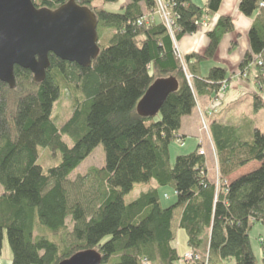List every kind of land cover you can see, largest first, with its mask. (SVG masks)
I'll return each instance as SVG.
<instances>
[{
	"label": "trees",
	"instance_id": "trees-1",
	"mask_svg": "<svg viewBox=\"0 0 264 264\" xmlns=\"http://www.w3.org/2000/svg\"><path fill=\"white\" fill-rule=\"evenodd\" d=\"M67 1L32 0L37 9L48 10ZM74 1L94 12L97 31L111 32L106 46L98 44L90 66L49 55L42 82L18 66L14 88L0 82V255L6 235L11 264H58L85 250L99 253L101 264H179L183 257L173 242L183 229L189 251L199 256L192 263L256 264L249 231L254 223L264 227V132L243 126V118L233 124L212 121L216 178L207 175L198 146L170 163L169 147L181 139L177 132L182 117L191 114L198 98L217 97L230 79L222 66L201 76L199 65L233 31L231 17L220 16L207 32L202 53L188 54L182 62L164 25L151 16L156 0H126L113 11L93 6V0ZM260 1L238 4L245 16L258 12L248 31L250 50L238 68L240 76L252 73L254 83L264 88ZM221 2L205 0L200 6L192 0H166L174 16V40L194 33L202 17L216 13ZM165 78L175 79L176 89L157 113L140 115L138 101L155 80ZM64 91L71 112L57 125L53 105ZM250 95L255 112L264 108L262 95ZM98 144L104 165L69 179ZM43 152L56 155L59 162L44 170ZM253 161L260 165L227 179ZM151 181L150 188L124 201L134 184ZM163 186L175 192V201L166 207L158 194ZM257 240L264 264V236Z\"/></svg>",
	"mask_w": 264,
	"mask_h": 264
},
{
	"label": "rangeland",
	"instance_id": "rangeland-1",
	"mask_svg": "<svg viewBox=\"0 0 264 264\" xmlns=\"http://www.w3.org/2000/svg\"><path fill=\"white\" fill-rule=\"evenodd\" d=\"M126 0H119L118 4L116 3H104V0H93L92 5L95 7H103L107 10H116L120 3L122 4ZM165 5H167L166 0H164ZM198 5H203L204 2H199ZM166 12H168V6L167 9H165ZM257 11L252 13V16L255 15ZM241 14V19H237L236 16H232L233 22H234V28L235 31L232 34L240 33V36L236 38L237 45L229 50L230 44L228 35H224L223 38L220 41V44L217 47V50L215 52V55L208 60L202 61L203 66H207L206 69H204L203 74L205 75L209 68L214 65H224V63H228V75H229V81L227 82V85L225 86V91H222L220 95L217 97H214L212 99H208V103L206 106H202V104H197L195 109V116H196V136L194 138H189L186 141V144L184 145L183 139H179L177 141H173L170 144L169 147V153H170V163L173 165L174 160L176 156L189 153L192 151L196 146L199 147L198 154L202 155L205 159L206 164V170H208L207 175L216 178L217 175V156L213 147L212 139L210 137L209 133V124L214 121L215 119H220L219 121H224V123H228L226 121H236L239 118H243V126H254L259 128L262 132H264V108H261L258 111L253 110L252 105V99H251V93H259L264 97V88L257 86L253 81L252 73L248 76L249 78H245L240 76L239 72V62L241 58L243 57L244 52L246 51V48H249V38H248V30L249 25L247 26V23L243 21V19H250L252 16H245ZM153 17H156V19L162 23V17L160 16L159 11L155 12L154 15H151ZM207 15H204L201 19V22L204 23L206 20ZM200 22V23H201ZM198 26H201L197 24ZM231 33V32H230ZM98 44L100 46H106L108 44L109 37L111 35L110 31L98 29ZM228 41V44H225L226 41ZM178 47V45H176ZM179 50V48H178ZM180 58L183 62L182 54L180 51H178ZM184 57V56H183ZM223 63V64H222ZM184 64V63H183ZM185 66V65H184ZM219 67V66H218ZM186 68V66H185ZM183 68V71L185 73V78L188 83L191 82L192 76L187 71V68ZM202 74V75H203ZM71 112V101L69 98V94L67 92H63L60 96V98L54 103L53 110H52V117L57 123V125H60L63 123L70 115ZM239 118H235V117ZM226 120V121H225ZM237 120L236 122H238ZM192 139L195 142V146L193 149L191 142ZM63 140L69 145H72V141L68 139L67 137H63ZM184 145V147H182ZM202 150V151H201ZM40 161L45 168L48 166L56 165L59 162V158L57 159V156L52 153L43 152L40 154ZM258 161H253L245 164V166L241 167L240 169L236 170L232 173V176L237 177L241 174L247 173L253 169H255ZM55 163V164H54ZM260 163V162H258ZM104 165V151L101 144H98L91 154L69 175V179H73L78 175H84L87 173V171L92 167H102ZM227 177L228 180H231ZM233 178V179H234ZM154 183L151 181L150 183H136L133 185L132 190L124 197V201L126 203L132 201L135 199L140 192L147 190L150 188ZM1 189V186H0ZM158 194L160 198L161 205L166 207L168 205H171L175 201V192L171 187L163 186L159 187ZM67 224H69L67 220ZM259 236H264V227L260 223H254L252 225L251 230L249 231V238L251 242V246L254 252V255L256 257L257 263L256 264H262L261 258L262 254L258 247V240L257 238ZM186 235L183 229H179L176 233V239L173 242V245L175 246L179 256L182 258L184 254H186L189 249L186 243ZM206 260V258H204ZM0 264H11V251L8 245L7 237L4 235L3 244H2V251L0 255ZM179 264H195L192 262H183L180 261ZM221 264H234L233 260L224 261Z\"/></svg>",
	"mask_w": 264,
	"mask_h": 264
},
{
	"label": "water",
	"instance_id": "water-1",
	"mask_svg": "<svg viewBox=\"0 0 264 264\" xmlns=\"http://www.w3.org/2000/svg\"><path fill=\"white\" fill-rule=\"evenodd\" d=\"M99 53L97 19L87 6L69 0L55 10L37 9L32 0H0V82L14 88V67L29 70L40 83L49 67V55L89 67ZM177 83L157 79L136 105L140 115L158 112ZM58 264H101L94 250L80 251Z\"/></svg>",
	"mask_w": 264,
	"mask_h": 264
},
{
	"label": "crops",
	"instance_id": "crops-1",
	"mask_svg": "<svg viewBox=\"0 0 264 264\" xmlns=\"http://www.w3.org/2000/svg\"><path fill=\"white\" fill-rule=\"evenodd\" d=\"M192 1L195 4H197V5L200 4L199 3L200 1L201 2H205V0H192ZM239 1L240 0H222L219 10L216 13L208 14L207 16H205L206 17L205 22L201 26H198L197 30L194 33L186 34L183 37H181L180 40L177 42V45H178L179 51L182 54V58H183V56H186L188 54L202 53V51L205 49V47H206V45L208 43L207 32L210 31L214 27L215 23L217 22V20H218V18L220 16H229L232 19V16L234 15V16H236V18L238 20L241 19V14H239V9H238ZM200 6H202V5H200ZM257 15H258V12L255 15H253V16L251 15L252 18H250L249 20L248 19L247 20L243 19V21L245 23H247V26L249 24L251 25V23L253 22V20L255 19V17ZM232 22H233V19H232ZM250 25H249V27H250ZM233 26H234V22H233ZM234 31H235V28L233 29V31L231 33H227V35H228L227 37L229 39V42H230V44H232L230 46L229 50H231L232 48H234L237 45L236 38L238 36H240V33L232 34V33H234ZM224 41H226L225 44H228L227 40H224ZM249 50H250V45H249L248 49L246 48L245 52H247ZM245 52H244V54H245ZM244 54H243V56H244ZM214 66H222V67H225L227 69L228 68V63H224V65H214ZM206 67L207 66H203L202 65V62L200 63V65H199V73H200L201 76L207 75L208 72L205 75L203 74L204 69H206ZM211 67H213V66H211ZM183 68H185V66ZM227 71H228V69H227ZM227 74H228V72H227ZM197 103L202 104V106H206V104L208 103V98L207 97L198 98ZM239 117H241V116H239ZM239 117L237 116L235 118H239ZM241 119H242V117L237 119V120H241ZM215 120H217V119H215ZM219 120L220 119H218L217 121H219ZM236 121H233V122L226 121V122H228L226 124L237 123ZM220 122L224 123V121H220ZM193 124L197 125L196 116H195V109L192 110L191 114L182 117L181 122H180V128H179V130L177 132V135L180 136L183 139L184 145L186 144L187 139H189L191 137L195 139L196 126L194 127ZM184 145L182 147H184ZM191 145H192L191 149H193L194 146H195V142H194L193 139H192ZM259 165H260V163L257 162V165L255 167L257 168ZM207 172H208V170H207ZM208 176L210 178H213L212 177V173H211V176L208 173ZM229 176H230L229 177L230 179L234 178V176H232V174L229 175Z\"/></svg>",
	"mask_w": 264,
	"mask_h": 264
},
{
	"label": "built area",
	"instance_id": "built-area-1",
	"mask_svg": "<svg viewBox=\"0 0 264 264\" xmlns=\"http://www.w3.org/2000/svg\"><path fill=\"white\" fill-rule=\"evenodd\" d=\"M167 6L168 5H165L164 3V0H156V10L155 12L159 11L160 13V16L162 17V24L164 25V27L166 28L172 42H173V46H174V49H175V53H176V56L178 58H180V55L178 53V47L176 46L177 45V42L174 40V24H173V14L170 10V8L168 7V12H166L165 9H167ZM259 7L260 8H264V0H261L260 3H259ZM154 12V13H155ZM154 15V14H153ZM203 23L201 22L200 25H202ZM222 91H225V86H223L221 89H220V93H222ZM219 93V95H220ZM202 151V150H201ZM199 259V256H194L190 251L187 252L186 254H184L183 258L180 260V261H183V262H192L193 260H198Z\"/></svg>",
	"mask_w": 264,
	"mask_h": 264
}]
</instances>
